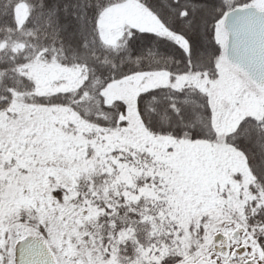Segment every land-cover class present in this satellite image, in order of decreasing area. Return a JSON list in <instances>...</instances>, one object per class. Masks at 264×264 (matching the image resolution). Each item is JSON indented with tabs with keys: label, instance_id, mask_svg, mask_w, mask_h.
<instances>
[{
	"label": "snow or ice",
	"instance_id": "obj_1",
	"mask_svg": "<svg viewBox=\"0 0 264 264\" xmlns=\"http://www.w3.org/2000/svg\"><path fill=\"white\" fill-rule=\"evenodd\" d=\"M0 264H264V0H0Z\"/></svg>",
	"mask_w": 264,
	"mask_h": 264
}]
</instances>
